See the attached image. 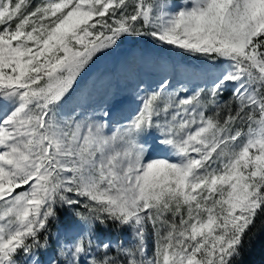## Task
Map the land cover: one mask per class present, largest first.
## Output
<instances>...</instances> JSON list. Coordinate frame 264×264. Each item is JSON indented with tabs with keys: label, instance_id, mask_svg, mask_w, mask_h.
<instances>
[{
	"label": "snow or ice",
	"instance_id": "6c2138e0",
	"mask_svg": "<svg viewBox=\"0 0 264 264\" xmlns=\"http://www.w3.org/2000/svg\"><path fill=\"white\" fill-rule=\"evenodd\" d=\"M125 38L208 67L114 121L81 80ZM258 219L264 0H0V264H243Z\"/></svg>",
	"mask_w": 264,
	"mask_h": 264
},
{
	"label": "rangeland",
	"instance_id": "374dc122",
	"mask_svg": "<svg viewBox=\"0 0 264 264\" xmlns=\"http://www.w3.org/2000/svg\"><path fill=\"white\" fill-rule=\"evenodd\" d=\"M207 67L200 60L180 54L170 46L156 44L150 38H125L118 48L100 56L91 65L81 84L91 91L93 102H106L112 120L116 121L136 109L137 85L154 88L168 79L174 86L179 83L192 86ZM68 218L67 222L57 225L61 231L76 227L73 219Z\"/></svg>",
	"mask_w": 264,
	"mask_h": 264
},
{
	"label": "trees",
	"instance_id": "16d2710c",
	"mask_svg": "<svg viewBox=\"0 0 264 264\" xmlns=\"http://www.w3.org/2000/svg\"><path fill=\"white\" fill-rule=\"evenodd\" d=\"M67 215H62L61 222H67ZM255 233L251 243L246 245L243 264H264V223L261 219L256 221L252 230Z\"/></svg>",
	"mask_w": 264,
	"mask_h": 264
}]
</instances>
